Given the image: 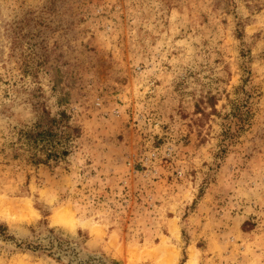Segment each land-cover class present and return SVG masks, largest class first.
Returning a JSON list of instances; mask_svg holds the SVG:
<instances>
[{
	"label": "rangeland",
	"instance_id": "obj_1",
	"mask_svg": "<svg viewBox=\"0 0 264 264\" xmlns=\"http://www.w3.org/2000/svg\"><path fill=\"white\" fill-rule=\"evenodd\" d=\"M0 264H264V0H0Z\"/></svg>",
	"mask_w": 264,
	"mask_h": 264
},
{
	"label": "trees",
	"instance_id": "obj_2",
	"mask_svg": "<svg viewBox=\"0 0 264 264\" xmlns=\"http://www.w3.org/2000/svg\"><path fill=\"white\" fill-rule=\"evenodd\" d=\"M236 111L234 116H243V113H240L242 112L240 106L236 107ZM59 116V119L57 117L49 118L47 126L37 124L19 132L23 144L28 146L29 157L32 162L48 163L53 158L57 159L67 154L68 149L62 147L64 142L61 139L58 140V137L64 135L60 137L69 138L74 133H78L79 130L67 123L63 124L65 125V129L62 131V134H59L57 129L61 127V122L64 123V120L69 119V115L66 111H62Z\"/></svg>",
	"mask_w": 264,
	"mask_h": 264
},
{
	"label": "bare ground",
	"instance_id": "obj_3",
	"mask_svg": "<svg viewBox=\"0 0 264 264\" xmlns=\"http://www.w3.org/2000/svg\"><path fill=\"white\" fill-rule=\"evenodd\" d=\"M61 215H62V213L60 211L58 213H55V215L53 216L54 222H60L59 219H60Z\"/></svg>",
	"mask_w": 264,
	"mask_h": 264
}]
</instances>
